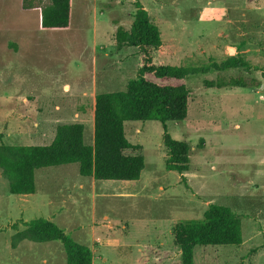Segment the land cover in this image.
<instances>
[{
  "label": "rangeland",
  "instance_id": "374dc122",
  "mask_svg": "<svg viewBox=\"0 0 264 264\" xmlns=\"http://www.w3.org/2000/svg\"><path fill=\"white\" fill-rule=\"evenodd\" d=\"M140 1L161 31L166 65L201 70L239 55L264 67V0ZM30 3L24 10V0H0V148L50 145L57 127L72 123L85 126L93 146L96 96L126 91L137 75V50L115 44L116 30L132 26L135 0H73L66 30H43L50 2ZM219 78H255L261 86L204 85ZM187 83L188 117L167 123L174 139L191 146L184 174L167 169L157 121L125 124L134 146L126 154L145 158L138 182H98L71 164L36 171V193L17 196L0 168V264H67L62 242L38 238L39 220L87 245L93 264H181L173 228L203 220L213 204L240 218L244 241L197 247L195 264H264L262 72L212 69Z\"/></svg>",
  "mask_w": 264,
  "mask_h": 264
},
{
  "label": "trees",
  "instance_id": "16d2710c",
  "mask_svg": "<svg viewBox=\"0 0 264 264\" xmlns=\"http://www.w3.org/2000/svg\"><path fill=\"white\" fill-rule=\"evenodd\" d=\"M24 0V10L33 8ZM42 9L43 30H66L72 22L73 0H49ZM136 12L130 30L119 27L115 33L117 50L134 48L139 59L135 79L126 91L101 93L96 96L94 110V145L84 141L85 126L81 123L59 125L54 140L46 146H16L0 148V168L10 180L12 195L36 193V171L64 165H78L79 174L98 182H138L146 168L143 155H127L134 146L126 137V122H160L164 129L163 142L169 157V171L184 174L190 170L191 146L174 139L168 132V122H183L188 117L191 89L187 79L215 69L218 72L242 70L261 71L239 55L230 56L211 68L191 69L166 65L161 57L168 52L159 27L140 0L134 3ZM207 88H247L261 86L257 79L219 78L204 81ZM42 241L63 243L67 264H93L92 250L67 236L55 224L39 220L34 229ZM173 245L181 264H195L197 247L240 246L243 244L242 223L230 207L213 204L203 220L187 221L172 230ZM168 255L169 252L163 253Z\"/></svg>",
  "mask_w": 264,
  "mask_h": 264
},
{
  "label": "crops",
  "instance_id": "0c3cea01",
  "mask_svg": "<svg viewBox=\"0 0 264 264\" xmlns=\"http://www.w3.org/2000/svg\"><path fill=\"white\" fill-rule=\"evenodd\" d=\"M119 246V245H118ZM117 247V246H116ZM140 250H138V252H139ZM165 252H169V250H162V251H160V253H165ZM105 260H107V259H105Z\"/></svg>",
  "mask_w": 264,
  "mask_h": 264
}]
</instances>
